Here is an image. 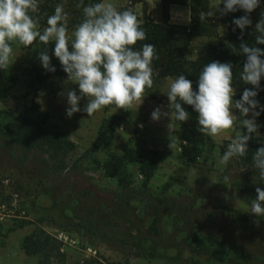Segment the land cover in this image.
Listing matches in <instances>:
<instances>
[{"label": "rangeland", "instance_id": "rangeland-1", "mask_svg": "<svg viewBox=\"0 0 264 264\" xmlns=\"http://www.w3.org/2000/svg\"><path fill=\"white\" fill-rule=\"evenodd\" d=\"M47 1L50 0H39L38 9L32 14L40 29L45 27L42 25L41 7ZM170 1L164 6L162 0H126L122 8L129 6L141 20L151 19L156 22H163L164 12L168 10L171 24L191 26V9L187 1ZM63 2L66 9L67 0ZM218 2L219 0H209V10L216 13L212 16L216 21L210 22L214 25L213 32L192 38L187 53L190 60L205 56L206 49L217 41L215 33H227V26L218 21L221 14L213 8ZM219 7L222 8V5ZM13 47V57L7 69H0V138L14 134L13 123L16 114L21 115L29 108L32 110L27 112V116L38 120L47 114L46 127L64 131L66 138L75 144L74 150L69 153L68 162H78L84 175L94 177L112 187H116L119 180L117 175L111 174L106 164L113 154L121 155L125 147H133L141 153L159 150V166L148 183L149 187L160 194L196 199L198 204L222 217L231 232L238 233L235 227L238 221L233 222L222 208L249 214L248 204L256 195L242 192L243 170L231 162L221 164L220 158L233 135L242 129L234 125L216 136H211L214 146L205 147V151L197 159V164L184 162L180 158L183 143L181 130L175 125V120L172 122L170 116L163 115L169 112V101L165 93L168 82L175 78L174 76H160L158 70L153 69V87L145 89L141 104L137 101L130 109L103 108L92 117L78 112L69 119L65 113L66 93L74 88L78 91V85L66 82L67 74L53 55L54 43L43 45L34 42L27 48L16 45ZM44 50H47L56 71L45 83L37 85L30 76V71L34 68L46 71L39 60V53ZM261 89L260 98L264 104V85H261ZM241 95L242 93L235 91L233 99L237 100ZM86 103L85 97L80 102L81 108ZM157 107L161 108L162 115L154 121L151 119V113ZM233 111L239 116L238 110ZM113 115L119 116V119L112 126V142L106 148L98 144V130L103 119ZM257 123L260 125L259 132L264 136V122L257 118ZM22 155L0 144V204L11 207L16 202L19 210L25 211V217L0 221V264H42L41 255H27L23 249L25 238L39 230H43L51 242L50 256L44 264H175L164 258L146 257L130 248L110 245L74 229L55 226L49 220L40 221V218L46 216L45 208L52 205V198L46 190L47 186L40 183L41 179L45 178L35 162L34 154H29L23 160L20 159ZM121 169L131 183L142 184L144 176L137 164L126 163ZM225 175L230 177L227 183L224 181ZM16 193L17 200L14 197ZM135 204L138 205L137 211L146 224L151 223L155 212L146 211L137 202ZM161 229L164 234L179 238L189 234L186 224L180 222L175 214L163 217ZM252 235L251 231H246L245 234L238 233L236 239L250 247L254 238ZM258 235L259 240L264 241V225ZM211 245L210 243L207 248L199 247L195 252L187 248L186 255L216 264H227L232 257L235 258L232 264H245L240 252L231 250L230 254L220 257L211 250ZM169 253L174 254L175 250Z\"/></svg>", "mask_w": 264, "mask_h": 264}, {"label": "trees", "instance_id": "trees-1", "mask_svg": "<svg viewBox=\"0 0 264 264\" xmlns=\"http://www.w3.org/2000/svg\"><path fill=\"white\" fill-rule=\"evenodd\" d=\"M164 6L170 0H162ZM191 9V26L171 24L170 14L164 12V21L156 22L151 19L141 20V27L146 31V40L138 41L136 47L144 43L153 44L156 47L158 59L153 61V69L158 70L160 76H178L180 74L193 82L196 89L199 72L203 66L213 61L229 62L233 65L234 87L236 92L243 93L251 85L239 81L237 77L243 68L245 57L239 53L241 43L249 46H258L264 49V45H255V23L260 20L264 12V2L250 14L252 25L243 33L239 29L232 30V20L245 13L241 10L222 16L218 21L227 26V33L220 35L215 33L217 41L212 43L205 51V56L196 60L187 57L189 45L195 35L212 34L210 22L216 21L214 17L202 18V14L209 11V0H186ZM61 0H50L43 5L42 25L46 26V18L54 12ZM88 0H85L87 3ZM66 11L69 13V24L79 21L81 8L77 7L79 0H67ZM223 7V5H222ZM122 9H130L126 6ZM55 72H47L34 68L30 76L37 85H42ZM264 85V79L261 80ZM257 99L261 104L260 91ZM115 107L106 106L105 109ZM189 112V119L185 122L175 121V125L181 130L183 140L180 158L184 162L197 164V159L205 151V147L214 146L211 136H206L198 130V114L189 105H184ZM26 109L23 114H16L14 134L0 138V144L4 148L21 153L20 159H26L34 154L35 162L45 179H41L47 186V192L52 198V205L45 208L46 216L40 221L49 220L55 226L74 229L84 235L97 237L110 245L120 248H130L138 254L149 258H164L175 264H216L203 262L200 259L186 255V249L195 252L199 247L207 248L212 245V251L217 256H226L232 251L241 253L245 264H264V241L259 240L258 233L264 225V217L257 218L248 213L223 207L224 212L233 222L238 221L235 227L239 234L246 231L253 234L250 247L240 243L237 234L231 232L229 226L218 214L210 212L204 206L197 203L196 199L177 198L153 191L148 183L155 170L159 166V150L138 152L133 147H125L121 155H112L107 166L112 175L119 177L116 187L87 177L80 170L78 162H68L69 153L74 150L75 144L66 138L62 130H50L46 127L48 115L41 119L27 116ZM14 114L15 111H12ZM264 122V114L258 117ZM119 116L113 115L103 119L98 130L97 141L99 145L108 148L112 142V126L118 122ZM260 147H264V136L259 132L253 135L248 142V153L245 157L233 158L230 162L243 170L244 178L242 192L256 194V187L264 189V182L259 181L256 169L253 167V153ZM126 163L138 165L140 173L144 176L141 185L131 183L122 172V166ZM146 211L155 212L153 221L146 224L139 215L138 205ZM175 214L180 222L186 224L189 234L186 237L168 236L162 232L161 224L165 215ZM23 249L27 255H41L42 264L49 258L51 252L50 237L43 230L36 231L24 240ZM175 250L174 254H170ZM235 259V258H234ZM231 257L230 262L234 261Z\"/></svg>", "mask_w": 264, "mask_h": 264}, {"label": "clouds", "instance_id": "clouds-1", "mask_svg": "<svg viewBox=\"0 0 264 264\" xmlns=\"http://www.w3.org/2000/svg\"><path fill=\"white\" fill-rule=\"evenodd\" d=\"M264 0H219L213 7L222 16L243 11L245 15L232 20L233 31H243L252 25L250 14ZM223 5V7H219ZM39 0H0V69H7L12 60L14 47L27 48L37 44L54 43L53 55L59 60L67 81L78 85L66 93V116L83 112L92 117L106 106L130 109L143 102L145 89L153 87V61L158 59L156 47L145 41L146 31L141 27L137 15L131 9H118L111 0H79V21L69 24V13L63 0L46 18V26L37 27L33 17ZM209 10L202 18L214 16ZM254 29L255 45H264V12ZM71 49V50H70ZM239 53L245 57L237 79L251 85L241 97L234 100L235 87L233 65L229 62L213 61L199 72L196 89L193 82L180 74L168 82L167 95L169 112L163 113L177 122L189 119L184 105L192 107L198 116V130L206 136H216L224 130L242 129L233 135L220 163L228 164L233 158L245 157L248 142L258 132L257 118L264 114V104L257 99L264 79V49L241 43ZM39 60L47 72H55L47 50L39 53ZM63 94V93H62ZM87 98L81 108L80 102ZM233 110H238L237 116ZM162 115L160 107L151 113L152 120ZM143 127V125H141ZM253 167L259 181L264 182V147L253 153ZM230 177L225 175L227 183ZM256 197L248 204L249 214L264 217V189L256 187Z\"/></svg>", "mask_w": 264, "mask_h": 264}, {"label": "built area", "instance_id": "built-area-1", "mask_svg": "<svg viewBox=\"0 0 264 264\" xmlns=\"http://www.w3.org/2000/svg\"><path fill=\"white\" fill-rule=\"evenodd\" d=\"M18 194H14L15 199L17 200ZM25 211L19 210V208L16 205V202L12 204L11 207H7L5 204H0V221H2L5 218H22L24 216Z\"/></svg>", "mask_w": 264, "mask_h": 264}, {"label": "crops", "instance_id": "crops-1", "mask_svg": "<svg viewBox=\"0 0 264 264\" xmlns=\"http://www.w3.org/2000/svg\"><path fill=\"white\" fill-rule=\"evenodd\" d=\"M125 1H126V0H111V2H113V3H115V4L117 5L118 9H121L122 6H124ZM185 24H188V23H185ZM163 111H165V110L163 109ZM170 119H171V117H170ZM173 121H174V119H172V122H173ZM11 220H12V219H10V218H5V219H3L1 222L11 221Z\"/></svg>", "mask_w": 264, "mask_h": 264}]
</instances>
